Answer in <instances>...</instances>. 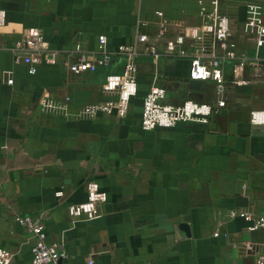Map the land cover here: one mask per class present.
Listing matches in <instances>:
<instances>
[{"label":"crops","instance_id":"obj_1","mask_svg":"<svg viewBox=\"0 0 264 264\" xmlns=\"http://www.w3.org/2000/svg\"><path fill=\"white\" fill-rule=\"evenodd\" d=\"M251 2L264 24V0L220 2L235 56L215 48L226 82L222 112L207 124L143 131L142 102L152 84L165 91L163 104L215 101L213 83L189 79L193 40L181 47L186 57L154 60L143 51H161L185 25H199L195 0H0V249L14 255L10 264H31L29 235L16 221L26 214L46 216L47 240L64 253L59 264H256L264 256V229L249 232L240 215H264V125L249 121L250 111L264 109V80L237 84L250 79V69L234 67L241 58L264 60V47L244 29ZM158 11L170 19L167 35L155 23ZM141 20L148 25L138 29ZM25 27L39 28L46 42L34 75L10 51ZM138 32L147 41L137 44L138 89L125 117L39 111L41 96L68 97L71 112L103 100L102 85L122 71L123 57L74 75L68 63L75 48L99 60L100 36L115 51L134 44ZM90 180L106 200L91 219L70 217L68 206L86 200Z\"/></svg>","mask_w":264,"mask_h":264},{"label":"built area","instance_id":"obj_2","mask_svg":"<svg viewBox=\"0 0 264 264\" xmlns=\"http://www.w3.org/2000/svg\"><path fill=\"white\" fill-rule=\"evenodd\" d=\"M221 0H195L196 13L200 19L197 26H184L183 32L167 42L163 50H157L148 45L144 46V52L149 53L154 60L161 57H186V52L181 48L186 39L193 40L196 49L189 59V79L194 81H208L213 83L215 89V101L213 104L188 100L181 105H169L161 103L165 91L155 84L149 87L143 102L140 116V128L143 131L155 128L169 129L182 122H195L207 124L209 120L222 112L226 106V82L221 70V61L215 48L219 47L224 57H235L232 53L233 44L231 37V20L220 10ZM245 31L254 35L255 45L264 47V24L260 5L251 2L246 6ZM155 23L163 34H168L170 19L162 12L154 13ZM6 25V13L0 9V29ZM148 25V21H138V29ZM147 36L138 32L134 44L120 45L115 51L106 48V37L98 39V53L100 59H92L84 53L80 47H76L72 60L68 63L69 71L74 75L95 71L99 67L110 65L115 54L124 59L122 71L107 75L102 85L103 100L83 106L75 112L70 111V99L66 97L63 102H56L46 96L38 99V109L42 114L59 113L65 117L95 118L99 115H114L125 117L130 109L131 99L137 94V65L136 59L140 50L138 43H146ZM46 42L37 27H25L13 42L10 51L13 60L17 64H23L29 75H34L39 65V56L45 51ZM235 69L249 68L250 79H239L237 84H246L251 81L264 80V60L256 57L253 59L241 58L234 62ZM8 76L6 83L12 85L11 72H5ZM249 121L252 125H264V109L252 110L249 113ZM61 193H56L59 196ZM106 200L105 193L100 191L95 181L90 180L86 186V200L68 206L70 217L85 216L94 217L96 206ZM235 215L234 212L231 213ZM247 222V230L253 232L264 229V215L253 217L248 213H240ZM46 216L44 215H18L16 221L23 226L31 241V264H59L64 257L63 251L55 243L47 240L44 230ZM217 235V234H215ZM13 254L0 249V264H10ZM256 264H264V256L256 257ZM88 264H94L90 261Z\"/></svg>","mask_w":264,"mask_h":264}]
</instances>
